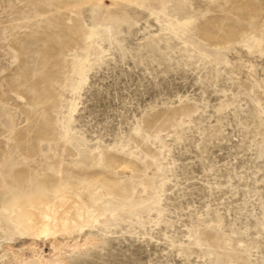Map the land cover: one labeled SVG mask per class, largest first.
Listing matches in <instances>:
<instances>
[{
  "label": "rangeland",
  "instance_id": "374dc122",
  "mask_svg": "<svg viewBox=\"0 0 264 264\" xmlns=\"http://www.w3.org/2000/svg\"><path fill=\"white\" fill-rule=\"evenodd\" d=\"M0 264H264V0H0Z\"/></svg>",
  "mask_w": 264,
  "mask_h": 264
},
{
  "label": "bare ground",
  "instance_id": "6f19581e",
  "mask_svg": "<svg viewBox=\"0 0 264 264\" xmlns=\"http://www.w3.org/2000/svg\"><path fill=\"white\" fill-rule=\"evenodd\" d=\"M83 72L84 69L81 70V73ZM13 183L16 192L7 206L13 207L19 204L20 207L24 208L22 215L16 216L13 222L18 229L47 240L46 238L53 232V228L61 225L62 220L70 215L72 208L66 204L64 198L57 196V192H53V190L43 188L40 195H35L26 189L24 179L19 181L15 179ZM38 209H45L48 214L43 217Z\"/></svg>",
  "mask_w": 264,
  "mask_h": 264
}]
</instances>
